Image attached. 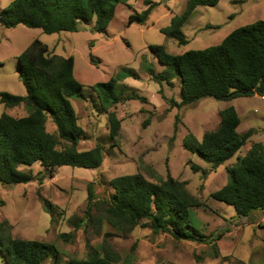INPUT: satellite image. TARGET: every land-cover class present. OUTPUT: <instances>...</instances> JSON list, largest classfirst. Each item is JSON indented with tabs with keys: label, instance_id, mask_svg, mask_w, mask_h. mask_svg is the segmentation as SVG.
<instances>
[{
	"label": "rangeland",
	"instance_id": "obj_1",
	"mask_svg": "<svg viewBox=\"0 0 264 264\" xmlns=\"http://www.w3.org/2000/svg\"><path fill=\"white\" fill-rule=\"evenodd\" d=\"M123 1L117 5L115 16L104 32L93 31L94 22L79 23L76 33L52 35L22 25L13 29L0 26V93L25 95L18 78L16 57L35 39L45 44L52 54L74 58V76L82 85L84 99H72L71 105L79 125L89 136L79 144L80 151L92 149L99 138L107 140L108 136V118L92 89L95 84L122 74L123 69L131 70L138 78L122 79L119 85L129 90L117 86L115 92L121 97L135 93L145 99L123 98L110 109L122 120L120 136L116 147L104 143L100 168L62 167L53 178H46L42 183L35 180L0 187V224L14 238L55 244L60 252L58 263L49 260L45 264H68L70 258L83 259L87 244L107 245L121 259L132 256L138 264H264V212H254L248 220L240 219L233 207L211 198L226 184V169L237 163V157L244 156L253 143H264V97L256 94L230 101L208 97L176 108L172 101H180V80L170 86L159 85L146 72V66L153 67L156 73L164 70L149 47L164 46L168 53L181 55L218 45L232 31L264 21V0H220L214 7H197L182 28L187 40L184 46H179L161 30L169 26L173 16L184 11L187 0ZM11 2L0 0V10ZM147 2L157 5L146 24L128 26L129 16L144 11ZM229 106L240 117L237 132L252 131V135L235 157L210 171V165L187 152L182 141L188 132L201 140L204 132L218 126L219 112ZM2 113L13 117L27 114L23 106L5 108L0 104ZM47 131L57 137L50 122ZM192 166L199 169L194 171ZM31 169L34 174L41 170L38 164ZM203 169L210 172L204 176ZM138 172L152 182L166 179L170 174L186 184L188 191L204 203L201 208L191 209L190 224L207 237L205 242L176 241L168 234L156 235L142 226L128 234H121L108 225L77 226L84 218L89 184L99 198L109 197L111 179ZM43 200L58 207L59 214L53 219ZM0 264L4 263L0 260Z\"/></svg>",
	"mask_w": 264,
	"mask_h": 264
},
{
	"label": "trees",
	"instance_id": "obj_2",
	"mask_svg": "<svg viewBox=\"0 0 264 264\" xmlns=\"http://www.w3.org/2000/svg\"><path fill=\"white\" fill-rule=\"evenodd\" d=\"M123 0H12L0 10V26L13 29L19 25L40 29L43 34L76 33L78 24L94 22L92 30L104 32L115 16L116 7ZM124 2V1H123ZM127 2V1H126ZM125 2V3H126ZM220 0H187L184 11L172 17L161 32L175 39L179 46L187 44L182 28L197 7H214ZM140 13L129 16L128 26L145 25L151 10L157 5L147 2ZM91 47V46H90ZM149 50L164 67L156 73L146 66L148 76L157 84L172 85L180 80V101L173 107L181 108L204 98L230 101L251 96L250 91L264 96V21L240 27L228 34L218 45L203 50H191L173 55L164 46H151ZM93 62V57H90ZM17 73L25 95L0 93V104L5 108L23 106L27 114L13 117L0 115V187L24 185L37 180L53 178L62 167L98 169L102 166L103 145L117 146L122 120L110 109L123 98L145 100L135 93L118 96L119 81L138 75L127 69L107 82L97 83L96 92L102 111L108 118L107 140L99 138L95 147L80 151L81 142L89 139L79 125L71 105L72 99H84L82 85L75 79L72 56L52 54L39 39L17 57ZM2 64H0V67ZM218 126L204 132L198 140L188 132L182 141L184 149L215 171L235 157L249 141L252 131L237 132L240 117L233 106L219 112ZM177 121L174 133H177ZM54 127L57 137L47 131V123ZM41 170L34 174L32 166ZM194 171L199 168L192 166ZM210 171L202 170L206 176ZM227 182L211 195L215 201L234 208L240 219H250L254 212H264V143H253L237 163L226 169ZM112 193L99 198L92 184L87 187V205L78 227L108 225L111 229L128 234L138 226L148 228L156 235L168 234L176 241L205 242L207 237L190 224L191 209L204 203L192 195L184 182L170 174L166 179L152 182L141 173L122 175L110 180ZM44 207L53 219L58 207L43 200ZM64 237V235H62ZM69 238L72 237L70 234ZM59 249L55 244L37 240L14 238L0 224V260L4 264L58 263ZM68 264H138L134 258L121 259L107 245L93 247L87 244L85 258H70Z\"/></svg>",
	"mask_w": 264,
	"mask_h": 264
},
{
	"label": "water",
	"instance_id": "obj_3",
	"mask_svg": "<svg viewBox=\"0 0 264 264\" xmlns=\"http://www.w3.org/2000/svg\"><path fill=\"white\" fill-rule=\"evenodd\" d=\"M250 95H254L255 94V92L254 91H250V93H249ZM259 95H261V94H259ZM262 96V95H261ZM262 97H264V96H262Z\"/></svg>",
	"mask_w": 264,
	"mask_h": 264
},
{
	"label": "crops",
	"instance_id": "obj_4",
	"mask_svg": "<svg viewBox=\"0 0 264 264\" xmlns=\"http://www.w3.org/2000/svg\"><path fill=\"white\" fill-rule=\"evenodd\" d=\"M254 95H256V94H254ZM254 95H253V96H254Z\"/></svg>",
	"mask_w": 264,
	"mask_h": 264
}]
</instances>
